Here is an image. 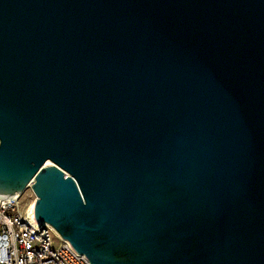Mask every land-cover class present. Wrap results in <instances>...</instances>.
Listing matches in <instances>:
<instances>
[{"label": "water", "instance_id": "water-1", "mask_svg": "<svg viewBox=\"0 0 264 264\" xmlns=\"http://www.w3.org/2000/svg\"><path fill=\"white\" fill-rule=\"evenodd\" d=\"M90 264H264V0H0V198Z\"/></svg>", "mask_w": 264, "mask_h": 264}, {"label": "built area", "instance_id": "built-area-1", "mask_svg": "<svg viewBox=\"0 0 264 264\" xmlns=\"http://www.w3.org/2000/svg\"><path fill=\"white\" fill-rule=\"evenodd\" d=\"M20 197L16 192L0 198V264H90L50 224L34 217V197L25 209Z\"/></svg>", "mask_w": 264, "mask_h": 264}, {"label": "rangeland", "instance_id": "rangeland-1", "mask_svg": "<svg viewBox=\"0 0 264 264\" xmlns=\"http://www.w3.org/2000/svg\"><path fill=\"white\" fill-rule=\"evenodd\" d=\"M35 198V195L33 194L32 190L30 187H26L22 192H21V197L19 199V206L20 209H25L28 206V201L31 200L32 198Z\"/></svg>", "mask_w": 264, "mask_h": 264}]
</instances>
